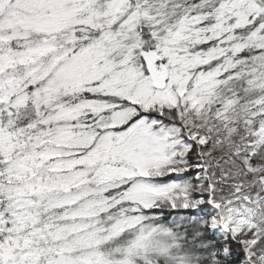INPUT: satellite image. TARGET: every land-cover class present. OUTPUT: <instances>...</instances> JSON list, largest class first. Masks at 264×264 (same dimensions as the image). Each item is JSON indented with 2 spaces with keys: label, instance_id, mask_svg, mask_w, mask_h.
I'll return each mask as SVG.
<instances>
[{
  "label": "snow or ice",
  "instance_id": "obj_1",
  "mask_svg": "<svg viewBox=\"0 0 264 264\" xmlns=\"http://www.w3.org/2000/svg\"><path fill=\"white\" fill-rule=\"evenodd\" d=\"M0 264H264V0H0Z\"/></svg>",
  "mask_w": 264,
  "mask_h": 264
}]
</instances>
